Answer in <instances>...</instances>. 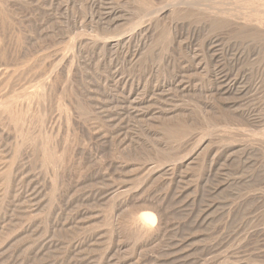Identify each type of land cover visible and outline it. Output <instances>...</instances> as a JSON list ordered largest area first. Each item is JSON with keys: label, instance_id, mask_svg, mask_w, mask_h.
I'll return each instance as SVG.
<instances>
[{"label": "rangeland", "instance_id": "1", "mask_svg": "<svg viewBox=\"0 0 264 264\" xmlns=\"http://www.w3.org/2000/svg\"><path fill=\"white\" fill-rule=\"evenodd\" d=\"M0 264H264V0H0Z\"/></svg>", "mask_w": 264, "mask_h": 264}, {"label": "bare ground", "instance_id": "2", "mask_svg": "<svg viewBox=\"0 0 264 264\" xmlns=\"http://www.w3.org/2000/svg\"><path fill=\"white\" fill-rule=\"evenodd\" d=\"M180 3V2H179ZM167 9V8H166ZM162 11V10H161ZM160 11V12H161ZM153 11H151L152 13ZM212 13V12H211ZM147 15V14H146ZM70 52V51H69ZM33 84V83H32ZM6 94V93H5ZM3 96V94H2ZM2 98V97H1ZM2 106V105H1ZM11 107V106H10ZM15 110V109H14ZM3 111V110H2ZM15 112V111H14ZM12 116V115H11ZM9 116V117H11ZM14 117V116H13ZM15 119V118H14ZM22 123V122H21ZM149 209V208H148ZM155 215V214H154ZM153 214L151 213H145L143 214L141 217H139V224H141V227L142 229L145 231V232H150L153 228V224L154 221H155V217H154ZM155 227V226H154ZM160 228V227H159Z\"/></svg>", "mask_w": 264, "mask_h": 264}]
</instances>
